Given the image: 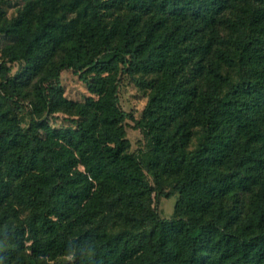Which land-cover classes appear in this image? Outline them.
<instances>
[{
  "label": "trees",
  "instance_id": "trees-1",
  "mask_svg": "<svg viewBox=\"0 0 264 264\" xmlns=\"http://www.w3.org/2000/svg\"><path fill=\"white\" fill-rule=\"evenodd\" d=\"M19 1L0 0V264H264V0ZM154 195H177L170 219Z\"/></svg>",
  "mask_w": 264,
  "mask_h": 264
},
{
  "label": "rangeland",
  "instance_id": "rangeland-1",
  "mask_svg": "<svg viewBox=\"0 0 264 264\" xmlns=\"http://www.w3.org/2000/svg\"><path fill=\"white\" fill-rule=\"evenodd\" d=\"M8 1L9 3L6 4L7 16L11 18L22 3L19 0ZM5 42H7V40L0 39L2 46ZM1 57L2 53L0 51V61ZM22 66L23 65L20 63L14 64L11 76H14L18 71H20ZM61 83L65 89V96L70 100L82 102L90 95L86 85L80 81L79 77L74 74L73 70H66L61 74ZM119 98L120 106L124 111L133 113L137 120L142 117V113L146 107L148 99L144 92L140 91V89L136 86L135 82L127 76H122ZM19 115L22 125L27 127L31 118L30 108L28 106H23L19 109ZM66 119V115L57 114L51 117L50 121L54 127L62 128L69 126ZM127 123V137L132 145L131 151L133 153H137L140 150L147 151V139L144 133L141 130L135 129V124L133 122L128 121ZM148 181L153 185V180L150 176H148ZM165 189L166 192L171 191L172 185L166 186ZM176 198L177 195H174L171 199L156 197V195H154V207L161 218L170 219L172 217ZM64 261L68 260H63V262Z\"/></svg>",
  "mask_w": 264,
  "mask_h": 264
}]
</instances>
